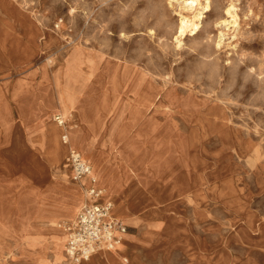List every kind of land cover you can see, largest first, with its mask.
<instances>
[{
    "label": "rangeland",
    "instance_id": "1",
    "mask_svg": "<svg viewBox=\"0 0 264 264\" xmlns=\"http://www.w3.org/2000/svg\"><path fill=\"white\" fill-rule=\"evenodd\" d=\"M195 3L0 0V30L10 22L12 32L4 41L13 50L19 42L16 32L28 36L34 27L27 25L35 24L36 49L46 52L51 67L78 51L86 67L107 76L117 68L120 76L123 72L117 83L129 86V108L120 95L108 97L104 108L102 100L94 106L100 108L96 115L120 121L119 145L130 154L137 151L130 155L132 162L149 168L141 205L146 215L135 225L120 219L127 233L147 238L154 259L163 264H209L210 258V264H264V0ZM229 6H235L236 17L226 11ZM183 18L195 20L181 33ZM224 19L231 21L224 25ZM140 72L147 73L151 85H144ZM141 91L144 112L137 106ZM147 135L152 139L139 141ZM70 152L61 168L80 183L65 166ZM91 166L82 182L95 177ZM40 175L0 170V264H28L19 259V243L8 233L17 221L18 198L34 193L28 181ZM64 250L59 245L56 254L67 261Z\"/></svg>",
    "mask_w": 264,
    "mask_h": 264
},
{
    "label": "crops",
    "instance_id": "2",
    "mask_svg": "<svg viewBox=\"0 0 264 264\" xmlns=\"http://www.w3.org/2000/svg\"><path fill=\"white\" fill-rule=\"evenodd\" d=\"M3 26L5 29L0 30V170L42 174L37 176L39 180L28 181L34 193L18 198L17 221L11 223L13 229L8 234L19 243V259L28 264H72L68 258L66 261L58 257L56 248L65 246L67 229L60 222L76 217L84 201L83 186L84 189L93 185L101 187L103 201L117 203L113 213L126 223L135 225L146 215L141 205L145 194L143 177L149 168L132 162L130 155H136L137 151L130 154L129 148L119 145V140H123L120 121L104 114L96 115L100 108L94 106L102 100L104 108L108 97L120 95L127 99L126 108H129L128 98L132 95L129 86L117 83L120 69L104 75L99 69L83 65L84 58L78 51L60 66L51 67L45 61L46 52L38 54L36 49L35 24L27 25L34 27L28 30V36L16 32L14 39L19 42L13 50L4 41L7 33L12 32V25L6 22ZM14 26L20 30L26 28L25 24ZM139 74L145 78L144 85L152 84L147 73ZM106 78L110 81L108 87ZM144 96L141 91L136 98L142 112L146 109ZM58 117L62 123L57 122ZM148 138L152 139L147 135L139 141ZM72 150L80 152L94 166L95 181L85 178L77 183L65 176L61 165ZM143 236L126 233L120 246L96 253L79 264H163L165 260L153 258L154 248L144 242L147 238ZM209 261L212 263L211 258Z\"/></svg>",
    "mask_w": 264,
    "mask_h": 264
},
{
    "label": "built area",
    "instance_id": "3",
    "mask_svg": "<svg viewBox=\"0 0 264 264\" xmlns=\"http://www.w3.org/2000/svg\"><path fill=\"white\" fill-rule=\"evenodd\" d=\"M65 166L71 169L72 179L81 182L92 170L91 164L77 151H71ZM95 181V177L91 176ZM104 190L93 185L84 189V202L76 217L65 223L67 238L65 252L72 264L89 260L94 250L100 247H114L128 225L113 213V202L103 201Z\"/></svg>",
    "mask_w": 264,
    "mask_h": 264
},
{
    "label": "bare ground",
    "instance_id": "4",
    "mask_svg": "<svg viewBox=\"0 0 264 264\" xmlns=\"http://www.w3.org/2000/svg\"><path fill=\"white\" fill-rule=\"evenodd\" d=\"M188 4L191 6V7H193L196 3H195V0H188ZM234 7L235 6H229V7H226V11H230V13H232L235 17L237 16V13H236V11H235V9H234ZM225 11V12H226ZM200 12H197L196 14H195V16H194V18H199V16H200ZM195 20V19H194ZM194 20H192V21H190V20H188L187 18H183V19H181V25H180V32L181 33H184V32H186L187 30H189V29H191L192 27H193V25H194ZM223 22H221L222 24H224V25H226L227 23H229V21H231L230 19H224V20H222ZM218 40V39H217ZM63 121H60V123H62ZM72 151H76V150H72ZM79 153V152H78ZM80 154V153H79ZM81 155V154H80ZM82 156V155H81ZM87 190V189H86ZM81 208V207H80ZM114 209H115V207H114V205H113V212H114ZM120 240V239H119ZM119 240L116 242V245L119 243ZM116 245L114 246V247H105V246H103V247H100V248H98V249H96V250H94V252H93V254H92V256L94 255V254H96V253H99V252H103V251H105V250H107V249H114L115 247H116Z\"/></svg>",
    "mask_w": 264,
    "mask_h": 264
}]
</instances>
